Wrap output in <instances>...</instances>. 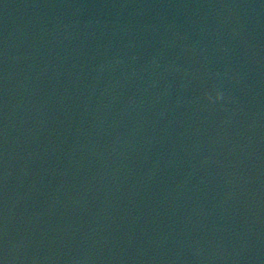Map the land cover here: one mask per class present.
<instances>
[{"label": "water", "instance_id": "1", "mask_svg": "<svg viewBox=\"0 0 264 264\" xmlns=\"http://www.w3.org/2000/svg\"><path fill=\"white\" fill-rule=\"evenodd\" d=\"M0 264H85L40 107L1 10Z\"/></svg>", "mask_w": 264, "mask_h": 264}, {"label": "clouds", "instance_id": "2", "mask_svg": "<svg viewBox=\"0 0 264 264\" xmlns=\"http://www.w3.org/2000/svg\"><path fill=\"white\" fill-rule=\"evenodd\" d=\"M221 98H222V96L220 94H218L217 97H216L217 100H219Z\"/></svg>", "mask_w": 264, "mask_h": 264}]
</instances>
